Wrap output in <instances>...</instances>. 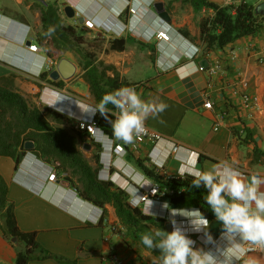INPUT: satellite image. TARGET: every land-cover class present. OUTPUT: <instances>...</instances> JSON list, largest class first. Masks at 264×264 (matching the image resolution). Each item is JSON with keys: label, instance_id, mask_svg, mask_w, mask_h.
Instances as JSON below:
<instances>
[{"label": "crops", "instance_id": "obj_1", "mask_svg": "<svg viewBox=\"0 0 264 264\" xmlns=\"http://www.w3.org/2000/svg\"><path fill=\"white\" fill-rule=\"evenodd\" d=\"M105 1L99 7L104 10V15L113 18V13L109 14L110 8L106 6L109 0ZM157 1L164 3L169 22H162L148 10H135L134 15L130 13L127 16V21L131 20L132 32H129L125 40L129 39L130 44H135L136 35L133 32L136 26H140L141 31L136 33L139 36L137 40H148L156 48L155 62L142 74L141 81L132 83L131 87L145 101L155 97L157 102L161 100L168 105L159 116H150L145 121L150 128L160 132L163 138L153 147L142 143L137 151L115 156L111 168L109 152L103 147L101 162L108 166L103 164L101 175L114 174L115 182L111 188L124 192L129 198H138L142 190L153 183H159L157 178L146 176L137 161L149 169H152V162L162 164V168L153 170L157 177L165 179L177 176L183 178L178 173L189 167V160L194 161L197 168L204 170L210 169L220 160H228L246 173L259 172L264 175V109L256 112L250 119L240 107L239 100L229 95L230 88L236 85L240 91L260 97L264 104V22L252 35L237 37L223 47L212 46L205 51L204 45L200 43V22L206 17L212 18L214 11L204 7L195 9L190 2L181 0H148L146 4L150 6ZM207 1L224 6V0ZM243 1L254 8L264 5V0ZM53 2L58 3L60 11H63L64 0H46L45 4ZM32 4H36L41 10L45 5L35 0L2 1L0 43L5 47L10 45L21 57L26 54V61H29L24 64L23 71L0 60V77L15 74L33 84H41L35 80L44 82L39 102L42 99L48 101L49 104L44 106L49 112L62 117L65 124L60 126L76 137L77 149H84L85 157H89L97 149L92 145L90 149L83 148L87 141L82 127L89 120L91 112L89 110L81 115L77 110L78 107L90 109L96 104L82 78L79 82L85 83V90L77 89L72 79L55 80L59 85L50 82L53 80L49 75L60 58L56 59V56L40 46L36 53L28 52L27 47L23 46L27 39L39 44L38 35L34 36L30 21ZM106 17L99 20V28L104 29L110 37V30L107 29L112 27ZM113 28L119 30L120 26L113 25ZM156 30L165 31L170 40L156 39ZM194 50L198 51L197 56L190 60L185 53ZM48 57L53 59V63L46 68ZM37 58L40 59L38 62ZM260 58L262 61H259ZM203 60L208 65L217 61L220 67L212 75L198 71ZM42 73L46 74L43 78L40 77ZM49 97L54 99L49 100ZM206 101L212 102L211 108L204 107ZM66 124L69 125L68 128L65 127ZM171 141L177 143L179 148L168 157ZM57 164L39 156L33 148L25 150L23 158L17 164L14 158L0 156V175L7 184V198L13 203L16 226L21 232H35L38 247L32 252L27 264H105L103 259L109 252L118 253L121 264H154L157 256L137 242L136 237L139 238L144 232L161 229V224L165 226L162 230L170 231L169 217L172 213L198 208L191 195H186L177 204L170 201L140 203L137 208L143 214L161 219L157 222L159 227L152 221L151 227L146 222H141L136 227L128 228L119 220L111 203L96 205L85 199L76 182L67 189L59 187L57 181L64 179L63 173L58 174L57 180L48 181L49 173L53 169L57 170ZM95 164L97 168L100 167L97 161ZM174 218L177 222L184 220L180 215ZM215 221V217L209 218V225ZM4 224V217L0 214V264H16L18 252L25 249V244L9 239L3 232ZM111 226L118 227L110 231ZM177 227L182 225L177 223ZM119 229L122 231L118 232ZM191 235L196 244H203L202 233ZM218 237L219 235L215 239ZM206 247L211 249L213 246L209 244ZM245 260L264 264V251L250 253Z\"/></svg>", "mask_w": 264, "mask_h": 264}, {"label": "clouds", "instance_id": "obj_2", "mask_svg": "<svg viewBox=\"0 0 264 264\" xmlns=\"http://www.w3.org/2000/svg\"><path fill=\"white\" fill-rule=\"evenodd\" d=\"M116 1L118 0H109L106 6L111 9L117 3ZM120 1L121 6L114 10L113 18L106 14L107 21H110L112 27L107 30L113 34L119 31L113 28V25L120 26V30L130 29L131 20L127 21L130 13L134 15L135 10L149 12L146 4L148 0ZM152 13L154 14V11ZM78 16L83 18L82 15ZM76 17L74 19H77ZM91 19L94 21L95 28L98 31L102 30L99 28V20L102 18L97 16ZM51 32L52 29H49L47 34ZM159 33L169 37L165 31L156 30L155 38ZM27 41L29 45L26 46ZM27 41L24 42L27 51L36 53L38 45L36 44L37 48L32 52L29 47L35 43H31L29 39ZM108 105H112V108ZM167 107L168 105L163 101L157 102L155 97L145 101L134 87L125 86L104 94L101 100L89 110L91 115L98 112L107 120L112 129V138L131 144L136 137L145 133V121L150 116H159ZM96 136L97 139L103 140L110 155L109 168L113 167L114 158L110 149L112 139L105 136L100 129L96 130ZM102 148L96 147L97 164L100 166L96 177L98 181L111 183L107 181L109 176H102L100 172L104 164L101 162ZM188 164L189 167L183 170L184 174L192 177L191 188L204 190V201L208 210L211 211L215 220L220 222L219 237L214 239L209 233V219L205 214L199 208H191L172 213L169 217L170 231L157 229L154 232L142 233L140 243L146 249L157 253L154 264H240L241 261L243 264H254V261L245 260V257L253 250L264 251V175L259 172L246 173L228 160H220L208 170L197 168L195 162L191 160ZM176 215L182 216L184 220L177 222L174 218ZM177 223L182 227H177ZM193 233L203 234L204 247H197L196 241L192 239ZM209 244L213 246L211 249L206 247Z\"/></svg>", "mask_w": 264, "mask_h": 264}, {"label": "trees", "instance_id": "obj_3", "mask_svg": "<svg viewBox=\"0 0 264 264\" xmlns=\"http://www.w3.org/2000/svg\"><path fill=\"white\" fill-rule=\"evenodd\" d=\"M190 2L195 9L209 8L214 11L212 18H204L200 22V39L203 41L205 51L212 46L223 47L231 43L235 38L254 34L264 22V17L258 14L253 5L243 1L235 7L220 6L207 0H181ZM261 19V21L259 20ZM40 27L42 36L52 35L53 31L58 34V42L65 43L72 35L73 26H61V17L55 2L47 3L41 10ZM49 29L52 32L49 33ZM83 30V29H82ZM125 39L120 37L112 41L111 47L117 50L124 48ZM93 66H88L85 72L89 93L95 104L102 96L121 87H131L133 84L120 83L115 79H107L101 82ZM45 73L40 75L45 77ZM0 81H8L7 76L0 77ZM52 84L59 85L55 81ZM12 84V82H10ZM112 108V105H108ZM53 114V113H52ZM53 118L61 124L62 117L54 113ZM97 126L104 132H111V126L97 112ZM31 141L33 150L46 160L58 163L57 173H63V178L72 184V180L65 175L68 171L78 177L80 182V194L96 205L111 203L119 220L128 228L136 227L141 222H152L156 227L161 219L152 218L143 214L139 208L130 207L129 197L122 191L111 188V183L98 181L94 170L83 158L77 149V139L65 128L54 126L42 115L38 108H31L26 99L12 87L6 84L0 86V156L14 158L16 164L21 161L25 154L24 143ZM144 174L148 177L157 178L159 183L170 188L182 189L179 197L172 198L170 202L177 204L183 201V197L191 195L195 198L198 208L205 214L206 218H213L204 201V190L191 188V176L165 179L157 177L153 169H149L137 161ZM0 214L4 217V234L9 239L15 238L22 241L25 249L18 252L16 264H27L31 254L38 247L35 232H21L16 226L13 203L7 198V184L0 175ZM140 243V237L135 239ZM141 244V243H140Z\"/></svg>", "mask_w": 264, "mask_h": 264}, {"label": "rangeland", "instance_id": "obj_4", "mask_svg": "<svg viewBox=\"0 0 264 264\" xmlns=\"http://www.w3.org/2000/svg\"><path fill=\"white\" fill-rule=\"evenodd\" d=\"M2 1L3 0H0V6L2 4ZM104 2L106 1L82 0L81 5H79V0H64L63 4L72 5L74 7L76 15H82L83 17L86 16L91 18H96L98 16L103 19L104 17H106V14H103L105 12L99 6L103 5ZM120 2L116 3L110 9L109 14H114L115 8H119L121 6ZM97 3L99 4V6ZM64 5L60 6L63 7ZM60 8L61 7L58 6L59 14L61 17V26L63 27L66 25H72L74 27L72 35L69 36V39L65 41V43L58 42V34L57 32H55V30L53 31L52 35L50 34L48 36L41 37L40 33L43 31L39 24L41 9L36 4L31 5V11L33 14L30 17V21L34 36L38 35L39 38L37 40L39 42V44L37 43L38 46L43 48L46 52L51 53V55L56 56V59L66 58L74 63V65L76 66V72L71 79L73 82H75L74 85L77 89L85 90V83L79 81L82 78L87 84L85 72L89 65L93 66L96 69V73L100 77L102 83L107 79H115L120 83L132 84L141 81L142 74L146 73V71H148L151 65L155 62L156 48L152 44H150L151 42H149L148 40L142 41L143 43L140 40H137V37L139 36H137L136 33L141 31L140 26H136L135 32H133V34L136 35L135 44H130L131 41H129V39L127 41L125 40L124 48L122 50H117L111 47L113 41L111 37H122L126 39V36L129 35V32H132L131 29H119L116 34H113L109 31V33H111L110 37L106 35L104 29L99 31L82 30L81 28L76 26L74 17H66L63 11H60ZM148 8L149 13H152V11H154L152 5L148 6ZM107 19L108 18L106 17V21ZM107 22L108 24L110 23V21ZM111 31L114 32L115 30ZM126 43H129L130 45H126ZM24 44L25 43H23V46ZM0 45V60L6 62V64H8L9 66L23 70L24 64L27 63L26 58L21 57L17 50L12 48L10 45L7 44V47H5L3 43H0ZM39 60L40 59L37 58V62ZM7 77L8 81H0V86L7 83L9 87H12L26 99L28 105L31 108H38L42 115H44V117L49 122H51L52 125L60 126V122L54 119L53 114L47 110L46 106H44L49 104L48 101L42 99V102H39L40 91L44 86L28 82L25 79H21L19 76H16L15 74H10ZM10 82H12V84ZM85 98L89 99L90 97ZM53 99V97H49V100ZM77 111L81 115H85V113H88L89 109L85 110L78 107ZM61 124H65L64 120H61ZM65 127L68 128L69 125L66 124ZM101 147L105 148L104 142H101ZM80 152L82 153L83 158L87 162H89L91 167L94 169L95 174L97 175L98 168L95 164L96 161L98 162V156L96 154L97 150L94 149V151L91 152V156L89 157H85L84 149L80 150ZM57 166L58 164L55 168H57ZM65 175L72 180V184L73 182H76V186H81L76 175H72L70 171L65 173ZM146 223L150 227L152 226V222ZM152 228L155 230V227ZM150 251L152 254L157 256V253H155V251Z\"/></svg>", "mask_w": 264, "mask_h": 264}, {"label": "built area", "instance_id": "obj_5", "mask_svg": "<svg viewBox=\"0 0 264 264\" xmlns=\"http://www.w3.org/2000/svg\"><path fill=\"white\" fill-rule=\"evenodd\" d=\"M243 0H224V6H231L235 7L238 4L242 3ZM75 24L77 27L83 29V30H89V31H98L95 26H94V21L91 18L88 17H83L82 22L78 23L77 19H74ZM156 38L161 41H168L169 37L166 36L164 33H159L156 34ZM200 43L203 45V41L200 40ZM37 48L36 44H31L29 49L30 51L34 52ZM264 50V46L262 47ZM198 51L191 52V53H186L188 55V58L190 60H194V58L197 56ZM231 53V57H233V53ZM259 61H262V58L259 59ZM53 59L50 57L47 58L46 60V68H49L50 65H52ZM220 65L217 61H215L212 65H208L207 67L199 65L197 70L198 71H205L209 75L214 74L218 69ZM39 82V84L42 86L44 82L40 80H35ZM229 95L232 98H236L239 100V105L245 112L246 116L250 119L254 117V114L256 112L262 111L264 109V104L262 103L260 97L257 95H249L245 92H242L238 89L236 85H233L230 88V93ZM212 102L211 101H206L204 104L205 108H211ZM95 105H92L94 107ZM114 119V117H113ZM97 113L95 115H91L89 117V120L83 124V131L86 133V141L90 143V145L95 146V147H100L101 142L103 141L102 139H97L96 136V130L98 129L97 123ZM80 129V127H78ZM76 127V129H78ZM105 136L109 137L112 139V143L110 144V149H111V154L113 158L119 154H125L128 152H133L137 151V149L140 147L142 143H147L151 145L152 147L156 145V143L163 138V135L150 128L146 123H145V133L142 134L139 137H136L134 142L131 144H125L120 140H115L112 138V129L111 132H104ZM178 144L175 143L174 141H171V147L168 152V157L171 156L172 154H175L178 151ZM198 155L195 158V161H197ZM151 161L152 159L149 158ZM162 168V164H158L156 162H152V169H158ZM179 176H185L184 172H179ZM114 174L109 175L108 180L112 184L115 182L113 178ZM178 177V176H177ZM177 177H172V178H177ZM58 179V173L56 169H53L49 175H48V181H54ZM182 194V189H175V188H170V187H163L159 185V183H153L151 184L147 189H144L141 191L140 196L138 198L131 197L128 199V204L130 207H137L140 203H148V202H154V203H160L163 202L165 198H168L170 201L172 198L179 197ZM133 201H136V203H133ZM118 227V226H116ZM116 227H110V231L115 230ZM118 232H121L122 230H117ZM263 252L260 250H253L250 253H259ZM249 253V254H250ZM105 264H121L120 259H119V254L116 252H109L107 255L104 256L103 259Z\"/></svg>", "mask_w": 264, "mask_h": 264}, {"label": "water", "instance_id": "obj_6", "mask_svg": "<svg viewBox=\"0 0 264 264\" xmlns=\"http://www.w3.org/2000/svg\"><path fill=\"white\" fill-rule=\"evenodd\" d=\"M35 1H38L42 4L46 3V0H35ZM152 7L154 10V14L158 17V19H160L161 21L165 23L169 22L170 18H169L168 12L165 9L163 2L161 1L154 2L152 4ZM255 11L258 14L264 15V5L263 4L258 5ZM63 13L68 18H73L77 16L76 18H77L78 23L82 22L83 18L81 16L76 15L74 11V7L70 4H67L64 6ZM25 45L26 46L29 45V41H27ZM23 57L26 58V54H23ZM28 61L29 59L27 60V62ZM200 65L207 67L208 63L206 60H203L200 62ZM75 72H76V66L74 65V63H72L70 60L66 58H60L56 64V68L53 71H51L49 77L53 81L58 80V79L67 81V80H70L75 75ZM33 146L34 144L31 141H26L24 143L25 150H30L33 148ZM90 146L91 145L88 142H85L83 144V148L85 149H90ZM57 185L61 188L67 189L70 183L67 180L63 179V180H58ZM164 202L168 203L169 202L168 198H165ZM172 207L175 208V205H172ZM168 227H169V224H167V228ZM208 231L215 239L220 233V222L215 221L211 223L208 227ZM12 241H15V238H12ZM197 247H204V245L202 243H197Z\"/></svg>", "mask_w": 264, "mask_h": 264}, {"label": "flooded vegetation", "instance_id": "obj_7", "mask_svg": "<svg viewBox=\"0 0 264 264\" xmlns=\"http://www.w3.org/2000/svg\"><path fill=\"white\" fill-rule=\"evenodd\" d=\"M86 1V0H85ZM80 2L82 3V0H80Z\"/></svg>", "mask_w": 264, "mask_h": 264}]
</instances>
